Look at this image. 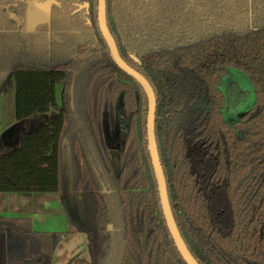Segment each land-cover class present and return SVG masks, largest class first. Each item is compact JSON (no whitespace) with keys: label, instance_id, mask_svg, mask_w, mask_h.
<instances>
[{"label":"trees","instance_id":"1","mask_svg":"<svg viewBox=\"0 0 264 264\" xmlns=\"http://www.w3.org/2000/svg\"><path fill=\"white\" fill-rule=\"evenodd\" d=\"M31 1L50 11L28 31ZM106 16L121 57L154 89L160 162L188 249L200 264H264V0H106ZM0 38L16 120L42 116L17 145L5 144L0 118V192L57 193L71 224L39 232L30 217L0 215V264H53L76 232L91 260L72 264H187L160 202L148 97L112 59L98 0H0ZM231 68L255 90L232 121L222 89Z\"/></svg>","mask_w":264,"mask_h":264},{"label":"rangeland","instance_id":"2","mask_svg":"<svg viewBox=\"0 0 264 264\" xmlns=\"http://www.w3.org/2000/svg\"><path fill=\"white\" fill-rule=\"evenodd\" d=\"M12 73H10L11 75ZM13 82V81H12ZM14 84V82H13ZM7 88L6 106L14 105V85ZM222 89L227 94L230 110L225 113L227 120H234L246 113L255 101V90L248 76L242 71L231 68L222 81ZM4 92V93H5ZM57 100H61V86L57 85ZM13 109V106H12ZM6 119L2 121L4 140L8 143L17 145L20 134L24 130L35 128L42 120V116L31 117L23 121H17L13 111L6 112ZM112 157H116V152L112 151ZM68 165L67 158L64 159V166ZM65 167L64 177L69 175V168ZM68 168V169H67ZM68 173V174H67ZM52 197L48 200V206L51 210L43 213H37L38 221L33 222L34 230L39 232H64L71 229L68 214L59 195L54 192H38ZM57 196V198H56ZM35 208V205H33ZM35 223V224H34ZM91 260V253L87 244V237L84 233L76 232L66 237L61 246L54 252L53 264H72L76 258Z\"/></svg>","mask_w":264,"mask_h":264},{"label":"water","instance_id":"3","mask_svg":"<svg viewBox=\"0 0 264 264\" xmlns=\"http://www.w3.org/2000/svg\"><path fill=\"white\" fill-rule=\"evenodd\" d=\"M50 2L38 4L36 1L29 3L28 19L27 23L31 22L32 26H36L38 23L47 22L49 20ZM39 20H41L39 22ZM98 23L100 31L109 47L110 55L116 65L132 76L143 87L148 97V115H147V139L148 148L151 156V161L154 169V173L158 183V190L160 196V202L163 210V214L166 220L167 227L173 237L175 245L182 255L187 264H200L192 255L188 249L174 218L169 196L167 190V183L165 174L160 162V156L157 146L156 134H155V113L157 108L156 95L153 87L147 78L139 71L130 66L120 55L118 46L114 37L112 36L108 25L106 16V0H98Z\"/></svg>","mask_w":264,"mask_h":264},{"label":"crops","instance_id":"4","mask_svg":"<svg viewBox=\"0 0 264 264\" xmlns=\"http://www.w3.org/2000/svg\"><path fill=\"white\" fill-rule=\"evenodd\" d=\"M28 31H33L34 27H29L28 24L26 26ZM2 42L0 38V118L2 121L6 119L5 114L6 112H14V105L13 109L12 106H6V90L7 88H12L13 86V78L11 71H5L2 68ZM5 92V93H4ZM3 132V127L1 128V133ZM5 137V136H4ZM6 139V138H4ZM18 140V138H17ZM5 141V144H10ZM15 143H11L14 145ZM68 169V168H67ZM47 195L43 193H7V192H0V215L4 216H24L30 217L32 222L38 221L37 213H41V211L47 212L50 211V207L48 206V200L52 197H46ZM57 198V196H56ZM35 205V208L34 206ZM42 214V213H41ZM35 224V223H34ZM35 227H33L34 229ZM40 231V230H36Z\"/></svg>","mask_w":264,"mask_h":264},{"label":"flooded vegetation","instance_id":"5","mask_svg":"<svg viewBox=\"0 0 264 264\" xmlns=\"http://www.w3.org/2000/svg\"><path fill=\"white\" fill-rule=\"evenodd\" d=\"M29 3H30V2H29ZM40 21H41V20H39V22H40ZM27 24H28L29 27H34V26H32V23H31V22H28ZM34 28H35V27H34Z\"/></svg>","mask_w":264,"mask_h":264}]
</instances>
